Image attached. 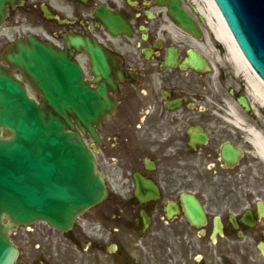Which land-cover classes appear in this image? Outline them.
I'll return each mask as SVG.
<instances>
[{
  "label": "flooded vegetation",
  "instance_id": "af4514ba",
  "mask_svg": "<svg viewBox=\"0 0 264 264\" xmlns=\"http://www.w3.org/2000/svg\"><path fill=\"white\" fill-rule=\"evenodd\" d=\"M24 23L59 49L89 39L114 64V111L96 142L84 136L108 191L96 221L156 243L210 241L217 223L222 244L235 230L264 229V163L251 137L264 134V107L248 79L258 78L238 66L201 0H22L0 29L3 65ZM72 53L92 81L87 55ZM185 196L203 205L202 237Z\"/></svg>",
  "mask_w": 264,
  "mask_h": 264
},
{
  "label": "water",
  "instance_id": "95a60500",
  "mask_svg": "<svg viewBox=\"0 0 264 264\" xmlns=\"http://www.w3.org/2000/svg\"><path fill=\"white\" fill-rule=\"evenodd\" d=\"M214 1L247 61L264 80V0ZM18 2L0 0V25L8 6ZM72 44L86 47L95 82L110 83L103 51L78 38ZM6 61L20 69L43 98L37 104L0 65V264H14L19 250L10 240L12 229L45 222L68 232L78 216L106 198L95 157L76 128L96 138V125L111 109H101L105 85L91 89L67 52L30 38L19 42ZM3 129L12 136L3 138ZM186 206L193 223L199 224L198 202L190 198Z\"/></svg>",
  "mask_w": 264,
  "mask_h": 264
},
{
  "label": "rangeland",
  "instance_id": "374dc122",
  "mask_svg": "<svg viewBox=\"0 0 264 264\" xmlns=\"http://www.w3.org/2000/svg\"><path fill=\"white\" fill-rule=\"evenodd\" d=\"M21 29L25 33L31 32L26 25ZM4 134L8 136L9 132ZM92 220L91 214L83 217L71 235H64L42 223L12 231L11 238L21 251L16 264H135L131 253L124 247L126 243L128 246L132 243L134 249L141 243L144 254L149 256L145 261L139 251H135L140 259L136 264H195V256L199 253L204 257L203 264L209 260L211 263L217 261L222 255L228 257L226 264H246V261L250 264H256V261L264 263L257 248L258 242L264 241V237L259 236L264 235L260 230L247 235L245 244L212 246L207 242L195 241L193 246H187L178 242L151 243L140 240L122 233L119 227L93 224ZM89 242L92 246L88 250ZM112 243L118 244L119 254H108L107 249Z\"/></svg>",
  "mask_w": 264,
  "mask_h": 264
},
{
  "label": "bare ground",
  "instance_id": "6f19581e",
  "mask_svg": "<svg viewBox=\"0 0 264 264\" xmlns=\"http://www.w3.org/2000/svg\"><path fill=\"white\" fill-rule=\"evenodd\" d=\"M206 1V0H205ZM209 1V0H207ZM210 3V13L213 15H218L214 6ZM216 30L217 33L219 32V34L222 36L223 40L226 43V47L227 49H229L233 55V57L235 58L238 66H244L245 62L243 61V59L241 58L240 54L236 51V45L234 44L233 40L230 38V36H228L224 25L221 23V21H217V25H216ZM249 82L254 90V93L256 94V96L258 97L259 103L262 107H264V86L261 85V83L259 82L258 79H252V78H248ZM252 137V144L255 148V150L258 153L259 158L262 160V162L264 163V134L261 133H253ZM246 242H243V244H245ZM140 256L143 257L142 251H139Z\"/></svg>",
  "mask_w": 264,
  "mask_h": 264
}]
</instances>
